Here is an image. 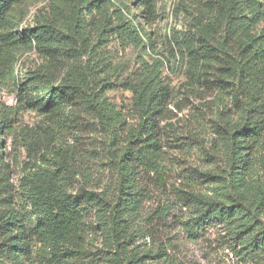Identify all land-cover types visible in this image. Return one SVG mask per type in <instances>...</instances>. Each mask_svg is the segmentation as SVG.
<instances>
[{"label":"trees","instance_id":"1","mask_svg":"<svg viewBox=\"0 0 264 264\" xmlns=\"http://www.w3.org/2000/svg\"><path fill=\"white\" fill-rule=\"evenodd\" d=\"M20 2L0 0V90L20 92L15 67L23 46L32 49L44 44L47 51L61 50L69 65L59 79L50 80L51 75L46 74L28 79L37 86L46 112L71 103L95 117L108 138L107 150L116 177L112 198L82 186L71 193V183L79 173L73 153L63 152L54 161L42 158L26 192V202L34 209L35 226L49 238L53 249L68 243L78 245L82 237L80 211L86 205L93 207L99 225L112 231L113 246L109 248L114 247L119 260L127 249L122 246L126 217L135 214L141 203L142 188L137 178L142 170L156 171L160 158L158 120L165 86L157 75L156 63H148L141 54L149 38L134 23L139 14L146 23L153 22L157 0H69L67 9L55 12V18L27 35L15 29ZM210 3L211 19L196 25L200 49L207 65L217 71L218 86L223 88L229 80L237 82L235 91H246L247 96L242 99L238 120L219 131L227 179L223 177L222 183L212 187L209 198L190 194L194 214L190 230L215 222L226 230L235 249L239 247L247 255L264 254V187L248 179L253 165L251 150L264 144V48L258 49L253 43L255 37L246 34L251 25L264 21V2ZM131 54L139 58L138 69L136 61L125 59ZM124 92L131 93L130 100ZM128 105L135 126L126 123ZM17 106L18 102L8 105L0 99V165L2 135L13 132L11 122L18 113ZM0 182L4 192L0 204L8 206L13 197L3 172ZM17 221L16 213L0 216V264H27L24 260L29 249ZM148 257L141 255L137 260Z\"/></svg>","mask_w":264,"mask_h":264},{"label":"rangeland","instance_id":"2","mask_svg":"<svg viewBox=\"0 0 264 264\" xmlns=\"http://www.w3.org/2000/svg\"><path fill=\"white\" fill-rule=\"evenodd\" d=\"M68 6L69 0H21L15 29L27 35ZM211 16L210 0H157L153 22L146 23L142 14L134 22L149 38L141 54L148 63H156L157 75L165 86V100L158 120L161 150L157 170H142L137 178L142 188L141 203L135 214L126 217L127 241L122 246L127 249L119 260L114 247L109 248L112 231L107 226L104 228L108 231H103L93 207L86 205L80 211L82 237L78 245L68 243L53 249L49 238L35 226L34 209L26 202V192L42 158L54 161L63 152L73 153L79 173L73 178L71 193L82 186L112 198L116 177L107 150L108 138L95 117L71 103L46 112L39 102L37 86L28 79L44 74L51 75L50 80L59 79L69 65L65 54L61 50L47 51L44 44L21 48L15 67L21 90H0L1 101L8 105L18 102V113L11 122L13 132L5 131L1 140L0 176L3 172L8 177L7 189L13 200L8 206L0 204V216L16 213L17 228L29 249L25 263L264 264L262 252L247 255L239 247L235 249L221 224L211 222L190 230L194 217L190 194L209 198L212 187L222 183L223 177L227 179L219 131L238 120L242 99L247 96L246 91H235L237 82L229 80L223 88L218 86L217 71L207 65L196 25L206 23ZM246 34L256 38L253 43L258 49L264 48V21L251 25ZM125 59L136 61L135 68L140 67L136 54ZM124 95L131 99V93ZM8 98L12 103L6 101ZM129 109L128 105L126 123L135 126ZM251 151L253 165L248 179L264 187V144ZM3 195L0 189V198ZM105 214L108 216V210ZM141 255L149 257L137 260Z\"/></svg>","mask_w":264,"mask_h":264},{"label":"built area","instance_id":"3","mask_svg":"<svg viewBox=\"0 0 264 264\" xmlns=\"http://www.w3.org/2000/svg\"><path fill=\"white\" fill-rule=\"evenodd\" d=\"M6 101H8L9 103H12L13 99L12 98H8V99H6Z\"/></svg>","mask_w":264,"mask_h":264}]
</instances>
